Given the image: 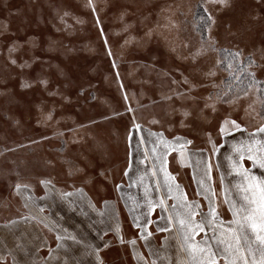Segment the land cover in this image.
I'll list each match as a JSON object with an SVG mask.
<instances>
[{
	"label": "rangeland",
	"instance_id": "rangeland-1",
	"mask_svg": "<svg viewBox=\"0 0 264 264\" xmlns=\"http://www.w3.org/2000/svg\"><path fill=\"white\" fill-rule=\"evenodd\" d=\"M198 6L211 14L210 28L197 30ZM226 49L254 61L255 83L233 96L219 91L228 75L219 56ZM258 82L264 83V0H0V217L26 214L15 185L53 182L71 157L86 156L77 170L87 175L99 169L96 155L109 145L84 137L110 135L116 110L126 124L136 115L128 128L137 144L140 133L149 140L147 127L160 137L154 141L169 148L170 174L189 187L191 167L201 168L199 154L210 166L228 131V142L247 150V160L249 152L264 156ZM42 135L45 143L24 146ZM142 149L140 162L150 166L149 144ZM184 152L192 162L181 170ZM124 242L122 254L107 253L108 260L130 264Z\"/></svg>",
	"mask_w": 264,
	"mask_h": 264
},
{
	"label": "crops",
	"instance_id": "crops-1",
	"mask_svg": "<svg viewBox=\"0 0 264 264\" xmlns=\"http://www.w3.org/2000/svg\"><path fill=\"white\" fill-rule=\"evenodd\" d=\"M122 112L116 110L110 118L115 128L106 138L84 137L85 142L95 140L97 144H106V141L110 147L96 146V149L101 147V152L96 155V161L101 163L99 169L90 175L78 171L77 165H83L86 158L82 154L78 160L71 157L66 161L68 169L55 176L53 182L23 183L17 184L19 188L17 185L13 187V193L27 211L26 214L21 211L16 217L11 214L8 218L0 217V264H116L119 263L116 260L122 258L110 261L106 255H121L122 241H125L130 264H193L186 251L185 230L173 211L176 206L183 212L180 206L185 203L199 206L193 218L197 223L202 218L211 221L204 225L203 232L197 229L192 233L193 242L210 243L215 248V241L211 239L214 229L219 233L220 225L229 227L233 219L230 204L241 202V185L222 184L217 157L211 155L212 163L207 166L206 155L200 153V157L204 156L199 161L201 168L191 167V187L187 186L174 170L170 174L169 158L166 159L169 148L163 149L160 142L154 141L160 137L150 134L147 127L144 134L149 140L140 133L141 141L138 140L137 144L134 133L128 128L132 122L138 121L136 115L133 118L131 113L133 120L129 119L130 124H126ZM108 115L105 116L111 117ZM45 140L46 136L42 135L25 142L24 146L31 143L36 148ZM56 140L50 138V144L55 145ZM146 144L150 146L149 151L146 150L147 157H151L150 166L140 162ZM90 150L92 148L87 147V152ZM31 151L23 152L21 164ZM188 155L194 157V153ZM183 156L184 160L177 159L182 160L177 162L182 166L181 170L186 163L190 166L192 162L185 159L186 152ZM103 161L110 163L102 166ZM212 177L217 178L219 184L213 186ZM164 202L167 208L160 206ZM210 208L215 209L217 220L213 219ZM167 209L168 216L165 215ZM39 217L44 221L38 220ZM259 259L257 251L256 260ZM248 260L251 264L252 256L249 255ZM219 264H223V260Z\"/></svg>",
	"mask_w": 264,
	"mask_h": 264
},
{
	"label": "snow or ice",
	"instance_id": "snow-or-ice-1",
	"mask_svg": "<svg viewBox=\"0 0 264 264\" xmlns=\"http://www.w3.org/2000/svg\"><path fill=\"white\" fill-rule=\"evenodd\" d=\"M214 2L225 5L227 0H214ZM204 10L207 12L206 8ZM201 19L209 28L214 23L211 14ZM12 63H15V61L13 60ZM249 63L253 64L254 61L250 59ZM224 123L230 124L231 127L236 129L240 127L235 120L229 121L226 119ZM257 131L264 133V125ZM220 132H225L223 126L220 128ZM187 143H191V141H187ZM248 158L253 161L254 166L264 169V156L254 157L249 152ZM247 172L246 169L241 172V175L247 181L246 185L240 186L243 192L241 202L238 205L236 203L230 204L229 210L232 212L233 219L229 222V227L224 229L220 225L221 231L219 233H216L214 229V235L211 239L215 241V248L210 243L201 245L193 242L192 233L196 232L197 229L203 232L204 225L211 223L206 218H202L199 223L193 219L197 215L196 209L199 206L194 207L190 203L182 204L180 207L183 212L173 206L177 221L185 230L186 251L192 257L193 264H219L220 260H223V264H249V255L252 256L251 264H264V172L259 177L249 176ZM41 183L44 182L41 181ZM19 187L20 185H17V188ZM177 187L179 186L177 185ZM210 212L213 219H215V209L210 208ZM254 245H258V247L254 248ZM257 251L260 254L259 261L256 260Z\"/></svg>",
	"mask_w": 264,
	"mask_h": 264
},
{
	"label": "trees",
	"instance_id": "trees-1",
	"mask_svg": "<svg viewBox=\"0 0 264 264\" xmlns=\"http://www.w3.org/2000/svg\"><path fill=\"white\" fill-rule=\"evenodd\" d=\"M202 17L206 18L207 16L203 8L201 6H198L194 13V20L197 24V30L202 29L204 26L206 27L204 21L201 19ZM200 35L204 37L205 35L204 31L200 33ZM237 54L238 53L228 49H226L225 51H221L219 54L220 66L222 67V69L228 72V75L223 79L219 91H223L229 96L240 94L246 91V89H248L250 85L255 83V78L253 77L251 72V66L254 65V63L253 64L249 63L251 58L250 57L242 58L239 54L238 55ZM257 84L260 88L259 89V95L261 97L260 109L262 115H264V97H263L264 83L258 82ZM224 136H226V138L222 140L221 145L218 146L219 148L217 150L218 156L216 158V165L218 168L217 170L219 172L220 182L222 184L224 183L225 184L230 183L236 185L247 184V181L245 180L244 176L241 175V172L245 169L251 173L250 176L255 175L259 177L262 174V172L260 171V168L259 171L255 169L256 166L253 165L252 160L249 161V158L247 160V157H245L247 150L244 152V149L237 146V144L235 146L233 142L231 141L228 142V139H230L228 137L230 136L229 131ZM225 144L227 145L225 146ZM241 149H243V152ZM246 161L248 162L247 165H245ZM219 162H222V164L218 166ZM227 164H230V166H228ZM17 201L19 200L17 199ZM239 203L240 202H238V204Z\"/></svg>",
	"mask_w": 264,
	"mask_h": 264
}]
</instances>
